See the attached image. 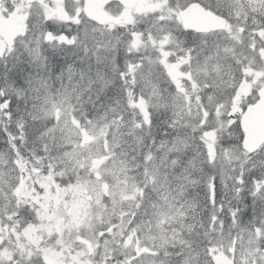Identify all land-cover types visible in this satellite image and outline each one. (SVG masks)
I'll list each match as a JSON object with an SVG mask.
<instances>
[{"label": "snow or ice", "instance_id": "6c2138e0", "mask_svg": "<svg viewBox=\"0 0 264 264\" xmlns=\"http://www.w3.org/2000/svg\"><path fill=\"white\" fill-rule=\"evenodd\" d=\"M19 2L5 3V12H15ZM199 4L205 11L232 26L233 32L239 27L240 32L259 30L264 33V0H259L258 4L237 3V0H199ZM189 6L190 2H169L166 5L171 10L168 19H165L164 12L155 13L153 23L139 34L132 29L127 31L126 37L122 35L129 54L139 52L142 46L151 45L155 56H140L137 61L126 62L125 69L118 76L124 81L138 76L136 84L140 86L141 94H135V86H131L130 90L124 89L123 99H114L102 115L89 113L81 95L75 91L52 92L47 81L41 77H38V82L28 81V88L12 85L11 93L7 84L0 86V106L7 105L4 111L9 120L13 116L11 109L14 103L26 101L30 92L35 94L38 103L33 104L32 111L27 115L33 125L31 142L41 145L39 150L29 147L27 131L19 141L13 137L0 145V202L3 203L0 228L6 226L20 232L29 223L39 222L41 203L36 201L41 200L45 190L38 181L51 175L59 188L69 192L70 196L78 193L83 199L86 192L92 197L88 201L92 207L82 221L70 217L62 206L59 215L64 217L67 238L61 242L60 235L54 233L42 244V247H56L60 251L67 247L69 254L79 256V264L85 261L91 264H215L210 250L222 244L225 236L231 243L235 236L242 234L257 239L258 243H249L247 251H242L239 257L233 255V264H264V244L261 243L264 242V159L256 160L257 156L264 154V147L248 156L247 174L241 170L238 176L233 175L232 181L237 187L228 189L232 197L227 201L220 198V192L227 188V183L223 177L218 182L214 170L201 168V174L197 176L194 170L184 169L180 186L173 190L168 179L162 176L160 167L153 166L152 148L158 147L163 151L165 147L164 141L157 145L156 138L151 135L153 127L158 133L163 131L165 137L171 131L191 130L205 156L207 137L213 130L221 136L227 132L236 147L242 146L244 141L240 114L232 111V104L241 81H250L252 77L246 76L243 61L237 62L227 55V45L213 43L210 46L209 37L214 33L192 32L176 21V16ZM27 11V28L21 39L27 44L30 55L35 52L37 62L43 59L45 67L48 60L43 54L45 48L57 51L64 47H76L81 41L86 45L88 41L95 40V33L89 35L84 31L81 34L79 24L74 33L71 21L57 24L50 20L40 0H33ZM242 18L249 23V28L240 26ZM83 19L81 14V21ZM169 23H174L177 31H182L191 39L180 40L167 27ZM224 35L230 41L235 40L232 32ZM157 40L161 41L162 47L157 46ZM95 44L101 45L95 48L99 59L103 53L102 42L95 40ZM261 48L264 49V44ZM258 64L264 67V60L258 61ZM176 67L192 77L185 81L184 86L173 82L172 71ZM157 71L169 83L167 96L154 83L153 78H159ZM193 80L195 87L192 86ZM261 83H264V77ZM108 86L107 81L103 82V89ZM259 92L258 83L252 91V98L244 101L241 109L255 104L260 99ZM137 100L141 104L147 100L158 111L162 110L165 114L171 112L172 115L157 123L151 112L139 113L134 106ZM89 102H92L91 97ZM130 106L138 117L133 121L125 119L124 110ZM117 107L123 109L119 114ZM27 123L25 121L17 131L20 132ZM129 127L132 132L125 136V129ZM145 128L149 130V137L144 138L145 147L138 158L132 155L133 166L129 167L128 141L133 135H142ZM82 131L94 138L96 151L86 152L81 147ZM4 135L7 137L11 133L5 130ZM177 139L181 140L184 148L188 147L182 138ZM180 144L168 145V148L172 150ZM132 152H135L134 145ZM101 159L103 162L97 166L95 161ZM44 160L48 162L41 166L40 161ZM29 175L32 179L28 187L33 190L32 195L36 199L25 202L21 208L16 193ZM257 184L261 185L259 190ZM189 186L203 191V201L199 192L189 197ZM246 188L253 198V209L260 205L259 214L254 212L247 223L244 222L247 205L243 210L239 207ZM233 200L237 203L234 204ZM73 203L77 201L73 200ZM201 205L206 217L197 220L194 209ZM84 240L93 241L95 250L90 252ZM11 244V239L5 243L0 236V264H45L40 247L25 253L22 246H17L9 252ZM66 258L69 264H77L70 256Z\"/></svg>", "mask_w": 264, "mask_h": 264}, {"label": "rangeland", "instance_id": "374dc122", "mask_svg": "<svg viewBox=\"0 0 264 264\" xmlns=\"http://www.w3.org/2000/svg\"><path fill=\"white\" fill-rule=\"evenodd\" d=\"M15 1L13 0H0V47L2 51L6 50L15 42V40H19L24 36V33L27 28V18H28V11L27 9L31 6L29 4H18L16 11L8 14L5 12L4 4ZM187 0H178L179 3H185ZM46 8L47 14L51 18H55V23L59 24L60 22H68L71 21L72 23L77 26V24L81 25L79 31L83 34L84 31H87L89 35L95 33V38L99 37L102 33L105 36H110V32L113 31V26L121 24L125 25L132 21V18L136 15H142L150 13L156 10L162 3L163 0H141L138 6L133 10L122 9L119 6H112L107 10V18L108 23L107 27H104L103 30H100L98 27L89 23L87 20H82L80 18L79 11L81 10V0H41L40 1ZM163 12L165 13L166 19L169 18V9L164 7ZM176 21L180 23L179 16H176ZM168 28L175 32V35L179 38H182L184 34L182 31H177L175 29L174 23H169L167 25ZM78 30V29H77ZM76 30V31H77ZM227 29L225 31L220 32L219 36H210V46L213 43H220L221 45H227L228 52L227 55L232 57L237 62L243 61L246 65V76H251V81L243 80L241 81L239 90L236 94L235 99L233 100V109L234 113H237L239 110L240 105V95H247L254 86H257L259 83L262 86L261 78L264 77V67H261L258 64V61L264 60V49L261 48V45L264 44V33L256 31L254 35H249V39H247V43H239L236 39L234 41H230L226 39L225 33H227ZM232 32V31H231ZM115 34V30H114ZM157 35H159L157 33ZM255 37V39H253ZM181 40V39H180ZM21 45L25 48L27 44L24 41L20 42ZM158 47H162L161 41H156ZM80 45L83 49L88 52L91 47H94L93 40L88 41L85 45L84 41H81ZM95 48V47H94ZM253 48H255V53L253 52ZM92 50V49H91ZM35 55V52L32 54ZM155 51L151 45H146V57H154ZM248 61V62H247ZM42 59V63H43ZM255 66V67H254ZM26 74L25 76H27ZM159 78L157 79L154 77V83L158 84L160 91L167 96L169 91V83L167 80L159 75V71L156 74ZM172 75L174 77L173 82L178 86H184L185 81L191 80L192 77L189 76L187 73H182L179 70V67H176L172 71ZM35 78L36 82H38V75L33 73L30 76V79ZM138 77V76H136ZM22 75L16 79V82L8 84L9 91L12 92V85L21 83ZM139 78V77H138ZM24 81H26L24 79ZM32 81V80H31ZM192 86L195 87V81L193 80ZM147 100H145L144 104H141L138 100L134 102V106L139 109L142 114H147ZM193 113H195L196 108L193 105L192 107ZM172 114L171 112H169ZM81 136L83 139L80 142L81 147L87 151H96L97 146L95 145L94 138L90 137L86 132L82 131ZM216 131L213 130L211 135L207 137L208 144H207V156L210 160H213L217 157V151L214 146ZM231 140V139H230ZM159 145V144H158ZM168 145L165 144L163 151L166 150ZM236 146H230V148H235ZM184 148L183 144L177 145V147L173 148V152H177ZM204 150V149H203ZM153 152L158 154L161 151L158 147L153 148ZM244 152V151H243ZM241 152L239 148L231 152H227L226 155L233 153L234 160H243L244 153ZM247 157V155H246ZM102 159L100 161H95L97 166L102 163ZM167 163V162H166ZM179 163V162H178ZM177 165L170 164L169 168L176 167ZM229 167L227 168L228 173ZM230 170L232 172H230ZM229 170V175L233 177V175L238 176L241 170L247 174L245 169H241L239 172H235V166ZM35 171V170H34ZM232 177L226 178L223 177L224 181L228 184L231 183L233 185ZM221 178V177H220ZM218 178V182L220 180ZM31 176H26L25 183L21 185L19 191L16 193L17 200L23 199H31L35 200L36 198L32 195V189L28 187V184L31 183ZM40 186L44 188L45 194L41 198V200L36 201L37 203H41V213L40 217L42 218L40 221V225L32 228L24 237L22 235H18L14 228L2 227L0 228V236L3 237L4 242L7 243L9 239L12 240V244L9 246V252H11L13 247L22 246L25 253L33 252L35 248L40 247L41 252H44V260L45 264H69V261L66 257L70 256L72 261H76L79 264V256L71 253H68L67 247H65L64 251H60L56 247H42L43 241L50 237L52 234L56 233L59 234L61 237V242L63 239L67 238V230L64 227V217L59 215L61 211V207L67 211L68 215L74 219H79L82 221L84 217L87 215V212L91 209L92 205L88 203L91 201L92 197L84 193L83 199L80 198L78 193H72L69 195V192H65L61 190L54 182L51 175L44 176L39 179L38 181ZM176 187L175 189H177ZM53 189H56L53 192ZM174 190V189H173ZM73 200H76L77 203H73ZM205 218V217H201ZM196 216L197 220H200ZM259 235V234H257ZM87 246L88 250L94 251L95 244L91 240H84L83 241ZM256 244L258 243L257 239L250 238L247 235H239L235 236L231 243H229L227 237L223 238V243L214 247L210 250L213 254H218L219 252H226L230 258L233 260V255L237 257L240 256L242 251H247L248 244ZM262 243V242H261ZM264 244V242L262 243ZM84 264H91L90 261H85ZM216 264V263H215Z\"/></svg>", "mask_w": 264, "mask_h": 264}, {"label": "trees", "instance_id": "16d2710c", "mask_svg": "<svg viewBox=\"0 0 264 264\" xmlns=\"http://www.w3.org/2000/svg\"><path fill=\"white\" fill-rule=\"evenodd\" d=\"M166 1L168 3L171 2V3L179 4L178 0H166ZM189 1H191V0H187V1H185V3L189 2ZM238 1H240V3H252V4H258L259 3V0H238ZM163 10H164V6H160V7H158V9L155 12L147 13V14L143 13L142 15L134 16L132 24L128 25V27H119V26L116 27L115 28L117 30L116 35L114 36V38L111 41V43H113V44L110 45V48H108V49L103 47V53L99 59L97 58L96 51L95 50L91 51V54L96 57L97 62L100 63L102 65V68H103V70L100 73L101 83L103 84V82H105V81L108 82L109 86L105 90L109 91V94L112 98L110 101V105L113 104V100L116 98L123 99V90L126 88L130 90L131 86H135V88H136L135 94L137 96H139L141 94L140 86L138 84H136V80L129 79L127 81H124L122 78H120L118 76V73L121 70L125 69L126 62L137 60L140 56L146 57V51L141 50L139 52H132L131 54H129L126 51V45L122 42V35L126 37L127 31L132 30V29L137 30V32L139 34V32L142 29L146 28L148 25L153 23V20H152L153 14L160 13ZM187 39H189V38H187ZM241 41H243V39ZM98 47H100V46H96V48H98ZM46 49L49 50V52H53L52 56L51 55L48 56L47 63L49 62L50 57L52 58L53 62L59 64V63L63 62L65 57H69V56L76 57V54H77V50L75 48L73 50L72 47H64V48H61L57 51H53L51 48H46ZM56 53L60 54L59 57L54 55ZM80 58L83 59L86 57L81 55ZM113 68H116V71H114ZM23 71H24L23 68H18L16 66L14 68V76L9 77L10 81L15 83L16 79L22 75L20 73H23ZM6 72H7V69L2 70L3 74H5ZM9 73L10 72L6 73L5 76H7ZM10 75H13V73ZM5 76L3 78L4 84H6ZM22 106L25 107L24 105H22ZM23 109H25V108H23ZM121 110H123V109L120 107H117L118 114ZM124 111H125V119L126 120L133 121V120H136L138 118L137 115L132 112L131 106ZM149 112L152 113V116L157 121V123L161 120H165L167 118V116H170L169 112L167 114H165L162 110L158 111L156 108H154L152 106H150L148 108L147 113H149ZM139 113L142 114L140 111H139ZM109 115H111V114H109ZM1 119H4V118L0 114V145H3L6 140H5L4 129H3ZM32 127H33L32 121H29L27 123V126L21 130V132H20L21 137L23 136V133L25 131H27L29 134V137H30L28 146L32 147L34 150H39V148L41 147L40 143L36 142L35 144H33L31 142ZM224 127L226 128L227 125H224ZM160 128L163 129V125H160ZM130 132H132V129L130 127L126 128L125 132H124L125 136H128ZM151 135L156 138L157 142L164 139V137H165L163 135V131H160L158 133L157 129L155 127L152 128ZM147 137H149V130L147 128H145L143 130L142 135H133L132 138L128 141L129 147H128L127 159L129 160V162H131L132 166H133L132 155L134 154L137 158L139 157L141 149H143L145 147V139L144 138H147ZM230 139H231V137L227 134V132H225L223 136H221L219 134L218 139H217V146H218L219 151L230 148V145H232ZM148 143L150 144V140L148 141ZM133 145L135 146V152L134 153L132 152V146ZM190 155H193V151H192V153H190ZM128 156H130L131 158H129ZM46 162H48V161L47 160L40 161L41 166H43L44 163H46ZM169 164H172L170 160L167 161L168 167H169ZM129 167H131V166L129 165ZM228 167L229 166L210 164L208 161H206L204 163V166H203V168L206 171L214 170L217 173L218 178H220V177H226V178L232 177L229 175V173L232 172L230 170V168L232 167V164H230V167H229L230 172L228 170V173H227ZM245 170L248 172L247 164L245 165ZM184 174L185 173L183 172L182 176H184ZM195 174L197 176H199L201 173L198 172ZM179 182H182L181 179ZM235 187H237V185H235V184L231 185V183L228 184V182H227V188L224 191L220 192V198L224 199L225 201L231 199L232 193L228 189L235 188ZM256 188H257V185H256ZM257 190H259V189L257 188ZM188 191H189V197L190 198L195 196V194L197 192H199L200 193V199H201V201H203V191L201 189L189 187ZM243 197H244V199L239 201V207L243 210L245 208V204L247 205L246 214L244 216V222L247 223L248 218L251 215H253L254 212L256 214H259L260 205L257 204L256 208L253 209V198L249 194L248 188H246L245 191L243 192ZM25 202L30 203V202H32V200L18 201V204L22 208L25 206ZM232 202L234 204L237 203L236 200H233ZM226 206H227V204H226ZM2 207H3V203L0 202V208H2ZM194 211H195L196 216L198 218L206 217V213H205V210L203 208V205H201V207H196L194 209ZM209 211H210V208H209ZM39 221H41V217H40ZM38 225H40L39 222L29 223L26 228L22 229V231H28L31 228L36 227Z\"/></svg>", "mask_w": 264, "mask_h": 264}, {"label": "clouds", "instance_id": "9594fccd", "mask_svg": "<svg viewBox=\"0 0 264 264\" xmlns=\"http://www.w3.org/2000/svg\"><path fill=\"white\" fill-rule=\"evenodd\" d=\"M81 54L86 58H80ZM20 55L22 57L21 68L28 74L24 77L25 80H28V77L32 76L33 73H36L47 81L48 89L52 92L65 89L77 92L84 101V107L93 115H102L105 108L110 105L112 98L109 91L102 88L100 78V73L103 70L102 65L91 54V49H89L88 53H84L83 48H81L80 53H77L76 57H65L63 62L59 64L53 62L50 57L47 67L44 66L43 68L34 66L23 51L20 52ZM54 55L59 57L60 54L56 53ZM25 65L27 66L26 68ZM32 81L36 82L34 77ZM21 86L29 87L28 84L23 83ZM89 97H91L92 102H89ZM177 137L182 138V142L187 144L188 147L177 152H173L167 147L166 150L161 151L159 154L154 153L153 158V166L162 165L160 167L161 174L168 179L170 185L179 184L184 170L182 165L187 163L190 153H192L194 148L198 147V141L195 139L193 132L187 129L171 131L167 137H164L163 141L166 145L180 144L181 140H178ZM262 159H264V154L256 157L257 161ZM168 160L172 164L175 161L177 166L169 168L166 163ZM246 164L249 166L248 158Z\"/></svg>", "mask_w": 264, "mask_h": 264}, {"label": "water", "instance_id": "95a60500", "mask_svg": "<svg viewBox=\"0 0 264 264\" xmlns=\"http://www.w3.org/2000/svg\"><path fill=\"white\" fill-rule=\"evenodd\" d=\"M33 1V0H30ZM113 1H119L127 8L134 7L138 0H85L84 12L89 19L98 23H105L103 8ZM182 25L194 31L210 32L225 28L226 23L212 13L205 11L199 4H191L180 12ZM260 100L254 107H249L242 120L245 133L243 146L248 151H254L264 140V88L259 92ZM220 264H233L223 254L213 258Z\"/></svg>", "mask_w": 264, "mask_h": 264}, {"label": "bare ground", "instance_id": "6f19581e", "mask_svg": "<svg viewBox=\"0 0 264 264\" xmlns=\"http://www.w3.org/2000/svg\"><path fill=\"white\" fill-rule=\"evenodd\" d=\"M170 165V164H169Z\"/></svg>", "mask_w": 264, "mask_h": 264}]
</instances>
